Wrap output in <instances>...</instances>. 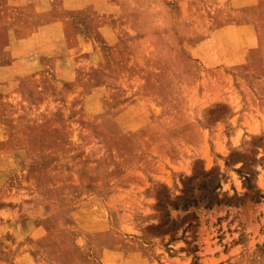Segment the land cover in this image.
<instances>
[{
	"label": "rangeland",
	"instance_id": "rangeland-1",
	"mask_svg": "<svg viewBox=\"0 0 264 264\" xmlns=\"http://www.w3.org/2000/svg\"><path fill=\"white\" fill-rule=\"evenodd\" d=\"M52 1L0 3V264H264V0ZM56 18L72 84L7 48Z\"/></svg>",
	"mask_w": 264,
	"mask_h": 264
},
{
	"label": "crops",
	"instance_id": "crops-1",
	"mask_svg": "<svg viewBox=\"0 0 264 264\" xmlns=\"http://www.w3.org/2000/svg\"><path fill=\"white\" fill-rule=\"evenodd\" d=\"M83 0H62L61 4H59V9L62 12L73 11L76 10V7L73 4L78 3ZM248 1V0H247ZM1 7L3 9L2 13H9L13 7H31V10L37 14H50L54 12L55 5L52 0H0ZM256 3V0L248 1V5ZM78 7V6H77ZM7 19V17H6ZM61 20V21H60ZM64 19L56 18L53 21H49L47 23H43L38 25L37 28L29 34L18 36V31L16 33L12 30H7L8 41L7 48L13 53L14 46L21 45L22 49L16 56H12V60H16V62H33L37 63L45 60L53 61V68L51 71L55 75L56 78L62 80L64 83H75L76 82V73L77 71V63L65 64V60L67 58H71L74 61V57L83 53H91V56L88 57V62L90 64H94L92 62V58L99 56L98 50L95 49L94 42L88 40V38L80 37L79 35L75 37V39H70L67 35V32L64 28ZM51 32L55 39L51 41H46L43 36L44 33ZM217 35V34H216ZM209 43H214L215 51H219V54L225 55L227 59L233 57V53L235 55L243 56L244 53L249 50V48L254 47L255 42L252 41H243L240 48H238V52L236 49H232L223 39V37L219 34L215 36V38L211 37ZM206 43V40L203 41ZM241 44V43H240ZM226 45V46H225ZM65 55V59L63 60V56ZM99 62V59L95 61ZM19 65V63H17ZM41 66V65H40ZM26 74L25 67L18 66L17 71L12 75L23 76ZM11 75V74H10ZM11 76L7 74V70H0V81L9 80ZM81 91L82 89L79 88ZM99 90L104 91V87L99 88ZM78 92V88L71 94H76Z\"/></svg>",
	"mask_w": 264,
	"mask_h": 264
}]
</instances>
